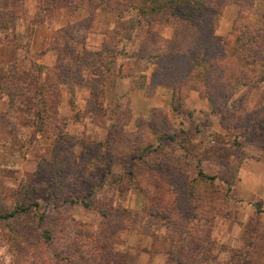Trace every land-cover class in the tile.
Masks as SVG:
<instances>
[{"label":"rangeland","instance_id":"rangeland-1","mask_svg":"<svg viewBox=\"0 0 264 264\" xmlns=\"http://www.w3.org/2000/svg\"><path fill=\"white\" fill-rule=\"evenodd\" d=\"M222 1L225 74L202 67L183 83L184 67L152 59L179 13L93 0L63 28L102 36L120 20L127 37L114 75L85 69L62 86L66 135L36 131L29 96L18 109L0 94V213L31 204L0 222V264H165L184 238L183 262L194 247L197 264H264V0L244 13ZM68 60L63 51L44 79Z\"/></svg>","mask_w":264,"mask_h":264},{"label":"trees","instance_id":"trees-1","mask_svg":"<svg viewBox=\"0 0 264 264\" xmlns=\"http://www.w3.org/2000/svg\"><path fill=\"white\" fill-rule=\"evenodd\" d=\"M128 1L131 7L137 8L144 14L163 11L172 13L175 11V13L180 14V21H175L178 27L175 39L161 38L160 50L163 56L158 53L159 51H155V55L152 58L158 61L162 70L167 69L169 73V67L173 64L177 71L179 67H184L185 76L180 77V82H187L191 75L193 76L195 73L196 75L202 74V67H207L208 71L212 70V75L216 72L218 65L224 67L223 73L228 68L231 57L228 56L225 45L215 37V18L227 2L222 0H202L201 2L195 0ZM235 1L240 5L241 10H244V13L245 9H249L248 6L254 9L258 0ZM92 3L93 0H41L34 21H44L45 11L50 7H68L70 9L69 15L73 16L78 9L88 5L91 6ZM12 17L13 13L11 11L0 10V27L8 29ZM181 20L186 27H181ZM121 26L123 24L119 20L118 26L103 29L101 31L103 41L100 49H84L83 52L78 50L77 45L81 44L85 48L86 32L83 34L69 33L64 28L59 29L54 33L52 47L59 49L60 52L67 51L69 60L63 61L64 64L60 68L57 67L55 81L49 83L44 79V71L46 69L44 64L34 63L32 69L27 70L24 68L22 61H16L5 64L0 68V94L6 95L9 98V102L18 109L20 108L19 101L22 104L26 100V96H29L28 98L32 102V115L36 122V131L42 135L48 134L50 135L49 137L54 136L55 139H61L62 136L66 135L63 134L59 126L62 123L59 116L62 85L69 84L73 86L76 82L81 81L85 69H89L94 75L104 79L107 76L111 77L114 75L116 60L118 55L121 54L120 44L127 37L124 34V29L120 28ZM59 35L62 41L59 40ZM245 44L247 45V43ZM149 55L147 56L148 58L150 57ZM200 55H202V59L197 62ZM164 57L169 59V67L163 62ZM204 63H207V66H204ZM123 68L120 66L119 74H122ZM214 68L216 69L214 70ZM231 71L232 74L235 73L232 67ZM221 78L223 77L221 76ZM93 91L92 89V93ZM73 201L75 202V200ZM30 209L31 204L26 205L24 203V205L11 211L0 213V222L15 220ZM18 232L20 231H14L16 234ZM47 234L46 236L50 238L49 231H47ZM183 242L189 244L186 238L183 239ZM188 244L179 247L173 245L172 248H169L168 251L172 260L165 264H197L195 259L192 261V258L195 257L198 248H194L193 245L192 254H188L189 262H183V256L186 255ZM204 256L206 257L207 254L205 253Z\"/></svg>","mask_w":264,"mask_h":264},{"label":"crops","instance_id":"crops-1","mask_svg":"<svg viewBox=\"0 0 264 264\" xmlns=\"http://www.w3.org/2000/svg\"><path fill=\"white\" fill-rule=\"evenodd\" d=\"M41 0H0V10H9L13 17L8 29L0 32V68L1 66L22 61L25 69H32L34 63H42L49 70L56 67L61 60L62 52L52 47L54 33L69 24L75 23L78 18L86 15L78 9L73 16L69 15L68 7H50L46 9L44 21L35 22L38 5ZM86 30L85 47L98 48L103 41L99 33ZM98 35V40L93 38ZM96 46V47H94ZM51 81H55L57 74H51ZM46 80V79H45ZM47 81V80H46ZM70 87L69 84L62 85ZM263 162H261L262 164Z\"/></svg>","mask_w":264,"mask_h":264}]
</instances>
